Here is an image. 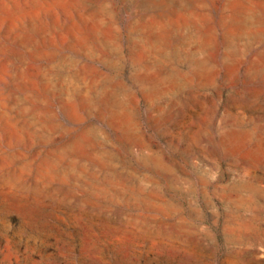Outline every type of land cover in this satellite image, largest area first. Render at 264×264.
I'll use <instances>...</instances> for the list:
<instances>
[{"label":"rangeland","instance_id":"rangeland-1","mask_svg":"<svg viewBox=\"0 0 264 264\" xmlns=\"http://www.w3.org/2000/svg\"><path fill=\"white\" fill-rule=\"evenodd\" d=\"M0 264H264V0H0Z\"/></svg>","mask_w":264,"mask_h":264}]
</instances>
